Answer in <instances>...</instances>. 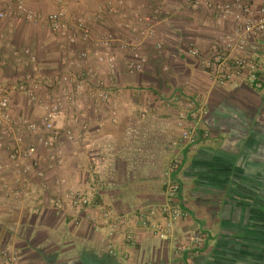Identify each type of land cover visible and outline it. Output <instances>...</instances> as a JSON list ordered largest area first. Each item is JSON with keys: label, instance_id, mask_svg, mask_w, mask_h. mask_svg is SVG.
Masks as SVG:
<instances>
[{"label": "crops", "instance_id": "crops-1", "mask_svg": "<svg viewBox=\"0 0 264 264\" xmlns=\"http://www.w3.org/2000/svg\"><path fill=\"white\" fill-rule=\"evenodd\" d=\"M24 1L42 15L58 10V0ZM66 1L74 18L114 0ZM13 5L14 0H0L2 10ZM160 8L153 27L164 57L144 73L129 74L124 61L114 73L106 68L97 73L119 93L111 102L88 101L78 113L64 111L56 150L63 166L49 170L44 159L52 151L43 147L25 161L0 150V248L19 251L25 264H264V89L221 87L214 80L211 44L230 33L232 24L217 31L204 16L184 15L178 1ZM152 11L149 0H130L122 17L95 22L93 32L126 39L130 34L119 20L146 27L139 19ZM188 44L200 56L186 54ZM25 47L47 78L77 50L44 24L0 20V53L8 62L0 73L8 82H16L23 70L15 53ZM258 59L264 67V56ZM11 109L15 122L45 114L20 93ZM184 130L196 132L195 146L180 143ZM34 144L27 136L26 147ZM177 157L181 167L175 178L189 216L165 241L144 223L166 202L165 173ZM71 189L84 190L89 206L59 208ZM105 211L127 220L114 235L111 218L102 220L100 229L93 223ZM197 228L205 235L203 246L178 253L176 245L188 244Z\"/></svg>", "mask_w": 264, "mask_h": 264}, {"label": "built area", "instance_id": "built-area-1", "mask_svg": "<svg viewBox=\"0 0 264 264\" xmlns=\"http://www.w3.org/2000/svg\"><path fill=\"white\" fill-rule=\"evenodd\" d=\"M153 11L139 19L146 27L119 20L120 25L130 34L126 39L115 33L96 35L93 32L95 22H103L107 16L122 17V12L130 6V0H114L97 8L88 16L71 18L66 0H58V10L42 15L28 8L24 0H14L8 10L0 9V20L21 18L29 24H44L52 34L66 40L71 48L61 62V68L53 77L47 78L38 67L37 57L30 48L17 50L16 63L22 67L16 82H8L0 73V150H7L13 161L33 158L39 147L52 152L44 159L49 170H55L64 164L59 151L62 143V131L57 122L64 111L70 107L75 112L85 108L88 101L107 103L116 98L119 91L116 86L97 76L101 69L114 73L124 61L131 75L144 73L147 67L164 57L165 47L157 41L158 33L153 22L162 15V5L171 1L180 3L184 15L204 16L210 24L220 30L226 24H232L230 33L219 34L211 44L208 66L212 70L215 82L221 87L247 84L255 90L264 89V67L259 62V54L264 56V0H149ZM165 18H169L165 14ZM166 19V20H167ZM164 20V19H163ZM86 47L81 48L80 44ZM152 43V46L150 44ZM150 46V47H149ZM200 50L188 44L186 54L200 56ZM0 68H8L7 60L0 53ZM25 95L31 103L45 110L44 116L37 121L24 118L15 122L11 116L12 101L16 94ZM27 136L35 139V144L26 147ZM198 142L196 132L184 130L180 143L195 146ZM181 159L175 158L168 167L166 178L167 198L159 208L150 211V217L144 223L160 240L168 241L172 232L182 219L189 216L180 202L181 184L175 178L180 170ZM74 209L89 206L90 198L82 189H71L59 202ZM103 218H92L97 229L111 218V235L126 218H114L105 211ZM159 218V219H158ZM205 243L201 229L192 231L188 244L176 245L177 252L200 248ZM110 253L114 250L110 248ZM0 264H25L19 251L0 248Z\"/></svg>", "mask_w": 264, "mask_h": 264}]
</instances>
